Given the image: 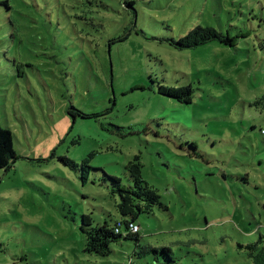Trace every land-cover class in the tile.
<instances>
[{
  "label": "rangeland",
  "instance_id": "1",
  "mask_svg": "<svg viewBox=\"0 0 264 264\" xmlns=\"http://www.w3.org/2000/svg\"><path fill=\"white\" fill-rule=\"evenodd\" d=\"M1 1L0 125L17 159L0 168V264H255L264 0ZM199 24L235 45L171 43ZM161 84L191 85L193 102ZM136 155L168 207L139 217L140 243L170 247L174 259L135 255L126 238L108 256L85 250L83 215L95 227L122 221L112 176L133 184L126 166Z\"/></svg>",
  "mask_w": 264,
  "mask_h": 264
},
{
  "label": "trees",
  "instance_id": "2",
  "mask_svg": "<svg viewBox=\"0 0 264 264\" xmlns=\"http://www.w3.org/2000/svg\"><path fill=\"white\" fill-rule=\"evenodd\" d=\"M11 6L8 0L1 1ZM129 6L133 5V0L125 2ZM127 36L120 37L118 41L124 40ZM213 40H219L226 45H235L236 38L233 36H225L222 32L218 31L215 27L207 25H196L194 28L189 30L185 35L179 38H172L170 41L172 44L180 49L183 48H194L203 44H207ZM116 41V40H115ZM159 92L163 95L179 98L185 103L193 102V88L191 85L188 86H166L161 84ZM262 134H264L262 129ZM195 144H193L194 146ZM191 156H200L198 152H191ZM17 159L16 150L13 145V132L4 128L0 125V168L8 170L13 165V162ZM67 164H73L69 158L65 159ZM88 159L84 161L85 170L91 169L86 163ZM127 173L133 184L124 185L122 178L113 175L112 176V187L113 193H118L120 196V202H118V210L122 215V221H117L114 224L106 221L99 226H93V220L90 215H83V226L82 229L86 233L87 242L85 250L89 253H95L102 256H108L111 254V245L114 242H119L123 238L132 239L137 241V245L140 246V250L135 252V255H143L150 251H164L169 258L174 259L170 256L172 249L170 247H153L152 245H142L140 243L141 235L140 229L133 231L131 224H136V221L143 214H150L153 212L155 206H163L168 208L161 200L159 192L149 184V182L143 176V163L141 156L136 155L127 166ZM125 224L128 231L123 234L121 231V225ZM118 230H117V229ZM118 231V232H117ZM242 247V246H241ZM247 248L250 250L249 255L253 257L255 264H264V246H258V244H249Z\"/></svg>",
  "mask_w": 264,
  "mask_h": 264
},
{
  "label": "built area",
  "instance_id": "3",
  "mask_svg": "<svg viewBox=\"0 0 264 264\" xmlns=\"http://www.w3.org/2000/svg\"><path fill=\"white\" fill-rule=\"evenodd\" d=\"M263 132H264V129H263ZM131 227L133 228V231H138L140 229V226L139 225H136V224H131ZM117 229V228H116ZM118 230V229H117ZM118 232V231H117Z\"/></svg>",
  "mask_w": 264,
  "mask_h": 264
}]
</instances>
